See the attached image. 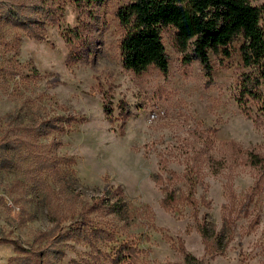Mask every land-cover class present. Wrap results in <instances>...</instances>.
Instances as JSON below:
<instances>
[{"label": "rangeland", "instance_id": "rangeland-1", "mask_svg": "<svg viewBox=\"0 0 264 264\" xmlns=\"http://www.w3.org/2000/svg\"><path fill=\"white\" fill-rule=\"evenodd\" d=\"M128 2L48 0L45 10L55 11L40 16L42 40L0 15L5 264H116L123 242L136 248L134 264H183L181 247L204 264H264V88L259 100L240 97L242 38L231 57L210 55L209 78L197 60L184 63L166 27V73L152 66L137 73L120 56L116 13ZM74 28L85 40L69 63ZM44 120L52 123L41 127ZM169 188L176 202L166 206ZM119 198L123 217L108 207ZM197 219L225 233L222 254L211 255ZM52 227L59 238L49 252Z\"/></svg>", "mask_w": 264, "mask_h": 264}, {"label": "trees", "instance_id": "trees-1", "mask_svg": "<svg viewBox=\"0 0 264 264\" xmlns=\"http://www.w3.org/2000/svg\"><path fill=\"white\" fill-rule=\"evenodd\" d=\"M50 1L54 3L55 0ZM71 1L79 7L82 4L98 5L104 0ZM46 3L48 0H36L33 3L26 0H0V15L17 32L25 31L29 37L42 40L44 24L40 16L53 19L55 11L50 8L51 5L45 10ZM116 15L124 32L119 45L123 65L137 73L150 66L166 73L168 57L162 35L166 27L174 30V47L183 55L184 63L197 60L209 78L212 71L210 55L231 57L232 44L242 38L238 48L242 68L240 97L247 96L253 100L261 98V88H264V7L252 3V0H129L118 8ZM66 39L70 45L67 61L72 63L79 59V41L85 39L78 28L70 29ZM106 113L110 114L111 111L107 110ZM50 123L44 120L41 127ZM6 144V141L0 142V149ZM249 159L253 164L262 165V160L255 153L249 152ZM163 202L166 206L176 202L174 189H166ZM97 205V202H92L90 206L81 208L78 225L85 226V217ZM108 207L115 215L123 217L125 206L120 198ZM52 213L51 221L57 224L60 221L58 215ZM196 227L205 245L212 249V256L224 252L229 240L223 231L199 219L196 220ZM54 230L52 227L49 231L51 237L45 248L49 252H53L51 247L59 238V234H53ZM76 230L79 231L78 236L87 238L86 233L81 232H85L84 228L78 226L74 228ZM3 241L1 238L0 242ZM19 248L16 246V249ZM133 251L136 253V248L123 242L118 246L113 261L116 264H134L136 256ZM180 251L183 264H204L202 259L183 247Z\"/></svg>", "mask_w": 264, "mask_h": 264}, {"label": "crops", "instance_id": "crops-1", "mask_svg": "<svg viewBox=\"0 0 264 264\" xmlns=\"http://www.w3.org/2000/svg\"><path fill=\"white\" fill-rule=\"evenodd\" d=\"M9 246L0 242V264H5L6 258L10 256Z\"/></svg>", "mask_w": 264, "mask_h": 264}]
</instances>
